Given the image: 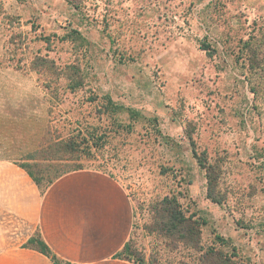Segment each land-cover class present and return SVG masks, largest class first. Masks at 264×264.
Masks as SVG:
<instances>
[{
    "label": "rangeland",
    "instance_id": "1",
    "mask_svg": "<svg viewBox=\"0 0 264 264\" xmlns=\"http://www.w3.org/2000/svg\"><path fill=\"white\" fill-rule=\"evenodd\" d=\"M69 139L132 201L124 258L264 264V0H0V159Z\"/></svg>",
    "mask_w": 264,
    "mask_h": 264
},
{
    "label": "crops",
    "instance_id": "2",
    "mask_svg": "<svg viewBox=\"0 0 264 264\" xmlns=\"http://www.w3.org/2000/svg\"><path fill=\"white\" fill-rule=\"evenodd\" d=\"M134 221L124 186L108 173H67L42 191L0 159V264H134L119 257ZM39 234L50 256L32 241Z\"/></svg>",
    "mask_w": 264,
    "mask_h": 264
},
{
    "label": "trees",
    "instance_id": "3",
    "mask_svg": "<svg viewBox=\"0 0 264 264\" xmlns=\"http://www.w3.org/2000/svg\"><path fill=\"white\" fill-rule=\"evenodd\" d=\"M21 36H18V38ZM204 50L211 51L210 46H205ZM40 58H36L33 61V64H37V61ZM45 61V60H44ZM110 103H112L110 101ZM137 114L133 115V119L137 118ZM91 151V150H90ZM79 152V142H75L72 139L69 140H60V141H48L47 143H43L41 146L36 148L35 154H43L41 160H37L35 156H31L29 160L31 163H26L20 165L22 169H24L29 177L34 181V183L38 186L39 189L43 190V188L48 189L57 179L62 177L63 175L73 172L82 170V164L79 163V160L84 156L76 155ZM90 153V152H89ZM195 154V152H193ZM208 199L211 202L216 204H222L221 200H217L213 198L210 194H208ZM165 205V206H164ZM164 209L163 212L168 214L169 230H177V225L174 224L175 220L178 218V215L181 216V213L178 214L176 210L177 204H175L174 200L166 198L163 203ZM181 221L180 224H183L185 220L181 217L179 219ZM183 221V222H182ZM219 240L224 242L225 240L222 237H219ZM33 243V241H32ZM43 249L41 250L42 253L45 255L50 256V251L47 247L43 244ZM127 244L125 245L124 250H127ZM123 250L119 254V257L124 258ZM130 261V260H128Z\"/></svg>",
    "mask_w": 264,
    "mask_h": 264
}]
</instances>
